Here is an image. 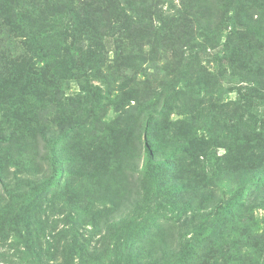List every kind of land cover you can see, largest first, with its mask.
<instances>
[{
    "label": "trees",
    "instance_id": "obj_1",
    "mask_svg": "<svg viewBox=\"0 0 264 264\" xmlns=\"http://www.w3.org/2000/svg\"><path fill=\"white\" fill-rule=\"evenodd\" d=\"M162 1L0 0V264H264V0Z\"/></svg>",
    "mask_w": 264,
    "mask_h": 264
},
{
    "label": "rangeland",
    "instance_id": "obj_2",
    "mask_svg": "<svg viewBox=\"0 0 264 264\" xmlns=\"http://www.w3.org/2000/svg\"><path fill=\"white\" fill-rule=\"evenodd\" d=\"M175 6L180 9V0H163L161 2V4L158 6L159 10H162V12H170V9L175 8ZM174 11L171 10V12L169 14H173ZM163 43H159L157 45L158 48H163ZM221 49V47H219L217 49V51H219ZM149 48L146 47L145 48V52H148ZM215 51V52H217ZM162 52L158 51V53L154 56H162ZM146 67H152L153 64L151 63H147L145 64ZM144 66V67H145ZM157 69L155 70H149L147 72L148 76L143 75L144 77L138 75V79L145 82V78L147 80H149L151 82L152 87L156 90L157 93H159L160 91H164L166 94H171L172 91L177 87V85L175 84V82L173 81V78H171L168 74L169 71L166 70V68L164 67V62L162 60H159L157 62ZM129 76H131V74H128ZM219 82H221L222 84V88H219L215 94V98L220 100V102H227L229 100H233L236 98V93L234 91L235 88V83L234 81H231L229 78H226V80L221 79L219 80ZM78 91V88L76 86V84H71L69 86V88L67 89V94L68 95H72V94H76V92ZM176 104V103H175ZM117 116V113L114 110H109L107 112L106 115V120H112ZM180 118V116L177 113H174L170 116V119H176V118ZM220 152L221 151H217ZM159 188V190H158ZM151 190V194L148 197H143L140 196L139 198V202L141 204L142 207L147 208L150 212H153L155 210V207H151L150 208V199L153 205H156L157 212H160L158 214H163L162 217H159V221H158V225L160 228H163L164 230L167 231V233H169L171 231L170 227H174V231H176V225L181 226V217L178 218V215L176 212H180L182 209V202L177 204V200H171L170 196L172 194L173 191V185L166 181L163 178V181L161 180L159 182V185L155 184V187L153 186ZM254 217L255 219L258 221V226L260 228H264V210H256L254 212ZM175 237V234H174ZM165 243L167 245H171L169 242ZM253 246V245H252ZM257 251L256 249L253 248H249L247 250H245V254L242 255V258L248 256V259L251 260L252 262L254 261L255 257H256ZM198 259V263H200L199 261H201V259H199L198 257H196ZM182 260H180V262L178 264H181ZM195 263L196 261L194 259L189 260L188 262L186 261L185 264L188 263Z\"/></svg>",
    "mask_w": 264,
    "mask_h": 264
}]
</instances>
